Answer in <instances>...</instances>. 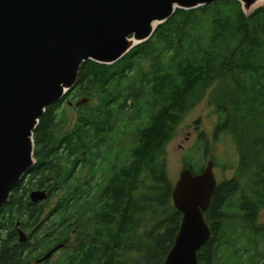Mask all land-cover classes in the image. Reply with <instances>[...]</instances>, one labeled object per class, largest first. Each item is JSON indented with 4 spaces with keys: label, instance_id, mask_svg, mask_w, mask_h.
<instances>
[{
    "label": "trees",
    "instance_id": "16d2710c",
    "mask_svg": "<svg viewBox=\"0 0 264 264\" xmlns=\"http://www.w3.org/2000/svg\"><path fill=\"white\" fill-rule=\"evenodd\" d=\"M215 82L228 98L218 105L214 134L234 133L239 161L236 177L216 185L203 214L210 236L197 264H264L256 254L264 228L255 224L264 209V6L245 14L236 0L175 10L116 63L80 65L64 98L88 101L76 107L68 131L66 119L56 114L64 98L38 120L32 132L35 164L27 172L33 177L20 181L0 210V264H21L18 248L30 245L11 246L15 222L40 229L29 261L61 243L63 254L47 264H127L122 259L131 252L137 258L128 264H163L181 215L172 206L161 157L184 115ZM130 133L131 143L116 149ZM85 155L96 166L87 177L92 184L79 177L68 183V164ZM184 168L196 174L203 167ZM48 178L60 194L46 193L45 201L56 197L59 205L43 220V208L31 205L28 193ZM72 230L67 248L63 239Z\"/></svg>",
    "mask_w": 264,
    "mask_h": 264
},
{
    "label": "water",
    "instance_id": "95a60500",
    "mask_svg": "<svg viewBox=\"0 0 264 264\" xmlns=\"http://www.w3.org/2000/svg\"><path fill=\"white\" fill-rule=\"evenodd\" d=\"M214 1L0 0V210L35 164L32 132L38 120L74 87L82 63L114 64L147 41L175 10ZM236 1L244 12L260 0ZM87 101L83 97L73 105ZM212 169L207 161L197 174L188 168L179 173L171 202L181 219L163 264H197V252L210 236L203 214L216 187ZM28 198L35 204L47 195L36 190ZM25 241L18 231V243Z\"/></svg>",
    "mask_w": 264,
    "mask_h": 264
},
{
    "label": "rangeland",
    "instance_id": "374dc122",
    "mask_svg": "<svg viewBox=\"0 0 264 264\" xmlns=\"http://www.w3.org/2000/svg\"><path fill=\"white\" fill-rule=\"evenodd\" d=\"M262 6H264V0L258 1L250 9H244V12L249 14ZM219 87H221L220 82L211 84L203 99L184 115L164 148L161 160L164 163L167 180L172 188L178 179L179 173L186 165L192 167L193 171H199L210 160L213 162L212 171L216 183L220 184L236 177L239 154L236 142H234L232 137L234 133L230 131L226 134H221V131H218L219 133L214 134L219 119L217 112H219L220 107L218 105H225L224 103H226L228 98L225 96L224 91L221 97ZM70 98H72V103L79 99L72 97V95L68 97L69 100ZM95 104L96 99H92L91 105L94 106ZM56 114H60L61 117L66 119L63 132L72 129L78 115L76 108L69 107L66 103L60 105ZM131 128H133V124H131ZM131 136L132 133L128 134L127 138L118 140L115 143V148L122 149L128 146L131 143ZM84 175L85 170H81V173L76 177H79L78 180H82ZM245 182L246 179L244 178L240 183L243 186ZM45 203L47 205L43 207L44 211H50L52 204L56 203V197L50 198ZM255 224L264 228V209L259 212ZM146 226L148 225L146 224ZM146 226L140 228L139 233L145 231ZM62 254L63 251L55 254L52 262L57 261ZM256 254H261L264 257V245H259ZM136 258L135 252H131L122 260L128 264ZM263 260L264 258H259L258 262L263 263Z\"/></svg>",
    "mask_w": 264,
    "mask_h": 264
},
{
    "label": "flooded vegetation",
    "instance_id": "af4514ba",
    "mask_svg": "<svg viewBox=\"0 0 264 264\" xmlns=\"http://www.w3.org/2000/svg\"><path fill=\"white\" fill-rule=\"evenodd\" d=\"M67 101H69L68 98H64L63 99V103H66ZM72 103V102H71ZM74 103H72V107ZM69 106V107H71ZM87 156L85 155L84 156V161H78V163L74 164V163H69L68 164V167H69V170H70V173L68 174V183L72 184V179L75 178L78 173L82 170H85V175L83 177V183L84 184H87V185H91L93 180L92 178H87L88 175L90 174L91 175V172L93 170V168H95L96 166L92 164L91 161L89 160H85L87 159L86 158ZM96 164V163H95ZM97 165V164H96ZM33 176H31V174H25L22 179L20 180L21 182H24L26 181L28 178H31ZM97 177V176H96ZM19 181V182H20ZM18 182V183H19ZM90 182V183H89ZM89 183V184H88ZM41 184V183H40ZM218 183H216L217 185ZM18 185V184H17ZM59 189L60 187L57 186V184L53 181L52 178H48V181H45L44 183H42L39 188H37L36 190L38 191H44L45 193H49V192H59ZM35 189L34 190H31V191H36ZM29 191V193L31 192ZM12 193V192H11ZM28 193V194H29ZM11 195V194H10ZM9 199V198H8ZM8 202V201H7ZM46 201L44 202H38V203H31V205H34L35 207L37 206H41L42 208L45 207L47 205V203H45ZM59 204L55 203V204H52L51 206V209L57 207ZM41 214L43 215L42 219L45 220L44 216L45 215H48L49 216H54L55 212L53 211H44V208L43 210L41 211ZM38 230H40L39 228L37 227H29V226H23L20 222H15V224L13 225L12 229H11V236L13 238H15V236L17 237L16 239V243L15 242H12L11 243V246L16 248V245H21L22 243H18V231H22L25 235H26V241L25 242H30V245L28 246H25V248H18V258H19V261L21 262V264H47L49 262H52V258L53 256H55V254H58L60 253L62 250H64V244H61V243H57L56 245H54L53 247H51L49 250H51L52 248L56 247V246H61L60 248H58L55 252H53L51 254V256L43 261H40L46 254L48 251H44L43 253H41L40 255H33L31 258L32 260H28L27 259V255H28V250H29V246L30 248L35 246L36 242H33V236H37V232ZM75 234V230H72L69 234H67V237L65 239H63V241L66 242V246L68 248L69 244H70V239L71 237ZM30 237V238H29ZM4 238H5V235H4ZM13 238L11 240H13ZM40 261V262H39ZM263 263H264V260H263Z\"/></svg>",
    "mask_w": 264,
    "mask_h": 264
},
{
    "label": "bare ground",
    "instance_id": "6f19581e",
    "mask_svg": "<svg viewBox=\"0 0 264 264\" xmlns=\"http://www.w3.org/2000/svg\"><path fill=\"white\" fill-rule=\"evenodd\" d=\"M7 201H8V200H7ZM6 203H7V202H6ZM6 203H5V204H6Z\"/></svg>",
    "mask_w": 264,
    "mask_h": 264
}]
</instances>
